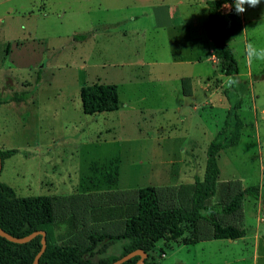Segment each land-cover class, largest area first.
<instances>
[{
    "label": "rangeland",
    "instance_id": "rangeland-1",
    "mask_svg": "<svg viewBox=\"0 0 264 264\" xmlns=\"http://www.w3.org/2000/svg\"><path fill=\"white\" fill-rule=\"evenodd\" d=\"M160 1L176 0H0V97L11 99L0 105V148L16 150L2 161L0 182L17 196L61 198L54 214L64 215L51 227L57 243L78 234V194L171 187L177 196L160 207L190 209L206 146L238 103L244 125L217 156L208 202L225 200L227 183L257 185L261 196H245L231 217L243 235L171 248L158 242L154 255L160 264H264V61L246 55L249 43L264 47V0L223 23L238 67L233 85L212 61L204 28L196 42L173 43L154 27L148 6ZM181 1L191 5L185 20L205 21L204 0ZM93 82L116 84V110L82 112L79 88Z\"/></svg>",
    "mask_w": 264,
    "mask_h": 264
},
{
    "label": "trees",
    "instance_id": "trees-1",
    "mask_svg": "<svg viewBox=\"0 0 264 264\" xmlns=\"http://www.w3.org/2000/svg\"><path fill=\"white\" fill-rule=\"evenodd\" d=\"M207 18L204 30L212 43V55L217 60L218 70L235 78L237 63L224 35L223 23H237V14L228 11L222 14L223 4L233 0H204ZM77 37L84 39L85 34ZM82 112L88 115L114 111L119 106L117 86L114 83L83 84L79 88ZM0 97V104L4 102ZM238 103L231 104L219 130L205 149L204 168L201 179L194 177L190 196V209L182 207L161 208L164 197L177 196L171 187L144 186L136 189H111L92 194L74 196L72 210L75 222L80 225L78 234L67 242L57 243L51 227L64 215H55L54 209L64 207L61 198L47 195L17 196L7 184L0 182V228L15 237L25 236L35 230L45 233V247L38 257V264H109L127 252L141 249L146 253L145 264H160L154 255V247L163 242L166 248L180 243L194 244L209 239H237L243 235L232 218L240 214L245 196L258 198L261 192L257 185L235 188L225 200L209 203L216 192L219 174L217 156L227 147L235 145L244 125L237 115ZM16 153L15 149L0 148L1 163ZM230 188V189H229ZM172 193V194H171ZM264 196V194H262ZM232 217V218H231ZM206 226V233L199 227ZM80 239V240H79ZM40 248L37 234L24 243H14L0 236V264H32ZM134 255L120 264H135Z\"/></svg>",
    "mask_w": 264,
    "mask_h": 264
},
{
    "label": "crops",
    "instance_id": "crops-1",
    "mask_svg": "<svg viewBox=\"0 0 264 264\" xmlns=\"http://www.w3.org/2000/svg\"><path fill=\"white\" fill-rule=\"evenodd\" d=\"M186 5V4H185ZM188 7L191 6L188 2ZM187 5L184 6L183 2L181 0H176L171 3L167 2H157L152 5H149V11H151L150 15L154 18V22L156 23L154 27H160L163 30H167L166 34H168V40L173 43H185L186 41L189 42H196L198 39V35L200 37L203 36V32L201 28H204V22L205 21H197L193 14H190L189 20H185V14L187 11ZM206 5V4H205ZM135 6L132 5V8ZM128 8V7H126ZM137 18V15L132 14L129 19L135 20ZM207 18V17H206ZM206 20V19H205ZM110 25V22L105 23L104 26ZM205 32V31H204ZM78 35V34H77ZM206 35V34H205ZM208 39V38H207ZM211 43V41L208 39ZM208 42V43H209ZM212 44L209 48V53L212 51ZM180 48V45L177 46V49ZM175 49V51L177 50ZM212 61H213V55H211ZM139 62V61H137ZM137 64V63H136ZM138 64H141L139 62ZM137 64V65H138ZM8 99H5L3 103L6 104ZM8 101H11L9 99ZM17 100H13L15 102ZM165 181H167L169 185H171V181H173V177L164 176ZM227 240V239H226ZM229 240V239H228ZM164 256V254H163Z\"/></svg>",
    "mask_w": 264,
    "mask_h": 264
},
{
    "label": "water",
    "instance_id": "water-1",
    "mask_svg": "<svg viewBox=\"0 0 264 264\" xmlns=\"http://www.w3.org/2000/svg\"><path fill=\"white\" fill-rule=\"evenodd\" d=\"M0 168H1V160H0ZM37 234L40 235V248H39L38 252L35 254V256L32 260V264H38V257L40 256V254L44 250V247H45V237H44L45 233H44V231L43 230H35V231L25 235V236L15 237V236L10 235L9 233L5 232L4 230H2L0 228V236L5 238L8 241H11L14 243L27 242L28 240H30L32 237H34ZM134 255L139 256V258L136 260L135 264H145L144 258L146 256V253L144 251H142L141 249L131 250V251L127 252L126 254L122 255L121 257L117 258L116 260L110 262L109 264H120L121 262L129 259L130 257H132Z\"/></svg>",
    "mask_w": 264,
    "mask_h": 264
},
{
    "label": "clouds",
    "instance_id": "clouds-1",
    "mask_svg": "<svg viewBox=\"0 0 264 264\" xmlns=\"http://www.w3.org/2000/svg\"><path fill=\"white\" fill-rule=\"evenodd\" d=\"M261 0H233L232 4H225V7L228 8L229 11L233 10L237 15L243 14L247 7H257L260 4ZM246 55L251 60H258V61H264V47H257L254 43H249L246 47ZM238 83V81L235 78H229L228 84L233 85Z\"/></svg>",
    "mask_w": 264,
    "mask_h": 264
}]
</instances>
